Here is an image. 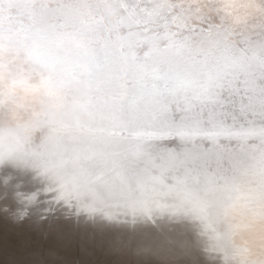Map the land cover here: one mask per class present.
I'll list each match as a JSON object with an SVG mask.
<instances>
[{
	"label": "water",
	"instance_id": "obj_1",
	"mask_svg": "<svg viewBox=\"0 0 264 264\" xmlns=\"http://www.w3.org/2000/svg\"><path fill=\"white\" fill-rule=\"evenodd\" d=\"M39 1L42 4L39 8L49 4L46 0ZM57 1L61 2V0H55L54 3ZM72 1L81 7L79 10L83 11V14L79 16L78 13H70L68 16L73 14L78 16V18L67 17L70 26L63 24L61 19L58 20L57 25L60 28H73L71 30L72 34H59L60 38H57L59 41H64L68 38L66 36H73L74 33L76 36L74 37L79 38L80 41L88 40L84 36L85 29L76 25L78 19L80 22L92 20L90 24H96V28L100 30L101 24L106 27L109 23L116 22L119 16H125L127 19L136 16L137 21L142 19L140 29L142 28L143 33L148 34L149 37L146 40L145 38L141 39L142 37L138 38V35L141 36V34L133 35L132 39L139 46L136 47L139 48L138 54L126 48V45L123 46V51L125 53L132 52L133 55L131 56H135V61L140 62V66L136 64L128 65L125 53H122L123 59L121 58L118 66H116L114 59L109 60L114 64L113 66L107 62L108 66L97 65L98 61H104L102 58L98 59L100 54L114 57L111 52L113 48H108L102 42L83 47L77 45L76 41L68 44V47L71 46V48L86 53L88 56H92L91 54L96 52L94 59L98 69L95 70L107 74L108 80L104 82L99 80L92 72H84L83 66L89 62L87 59H85V63L74 64L73 67L68 63L64 65L69 72L71 69H75L79 76L83 75L85 77L80 79L79 82L78 79L72 78L61 77L60 79L57 73L53 71L35 70L36 67L48 66L49 60H45V53L42 52L43 47L38 46L35 49L37 57L36 60L32 57V62H29L28 55H26L25 61L23 54L21 56L22 60L32 63L36 67L31 69L29 66L32 65L25 64L22 69L28 67L27 71H31L28 73H35V75L33 77L23 75L21 79L16 77L18 80L12 82V84H7V88L3 84L0 85L2 88L7 89L13 97V102L9 103L10 106L4 105L7 112L18 116L23 120V124L30 123L28 127L32 133V142L40 144L50 130L58 129L63 122L66 123L59 118L50 124L44 123L43 125L41 122L50 121L52 118L56 119L58 114L62 115L59 116L60 118L65 117L69 122L72 120L69 115L71 113L72 117L78 118L79 123H81L80 121L84 123L80 126V131L74 133L79 138L83 133V135L90 138L91 143L98 140L105 144L104 149L100 148L102 150L111 151L115 145L120 144L127 147L131 152L134 151L132 145L136 142L123 139L128 135V132H121V122L125 119L126 113L130 109H134L138 114H144L141 119L137 120L134 130L141 133V140L144 146L149 148L150 153L148 157H142L135 164V167L138 170L148 168L149 176L155 177L159 181L156 183L149 180L144 191L149 195L156 196L157 199L165 196L166 193L169 194L168 198L177 194L183 196L184 193L177 190L169 193V188L176 182V179L184 180L188 185H191L194 180H198L199 186L204 187L208 178H216L213 175L216 165L213 164L211 169H203L201 162L204 157L199 155L200 152H208L213 160L230 158L236 172L228 171L225 175L229 177L235 175L237 179L235 181L219 180L217 187V191L225 197L231 196L233 198L225 200L224 205L228 211L227 220L229 225L231 218H237L245 226L253 224L250 218H255L256 226L264 229V217L257 212L252 213L255 211L246 207L248 202L240 203L243 200H250V194L243 197L241 193H238L239 191L244 193L248 191L260 192V188H258L260 187L258 185H261V163L258 147L260 143L259 130L256 129L252 133L256 137L255 140H246L242 135V131L248 132L247 129L208 127L201 129L196 126L195 112H183L184 114L180 116L190 117L188 123H191V126L188 124H175L171 128L164 127L163 121L173 118L168 114H172L171 109L175 105L170 103L173 99L172 94L168 90L159 89V87L169 85L173 81H183L180 80L182 76H176L178 74L176 70L181 71L184 68L186 70L199 69V64L205 62V59L207 60L209 56L214 61H216L217 55L220 56L221 54L228 61L235 60L236 56H231L228 53L235 51V53L242 54L247 44H257L261 36L264 35L262 24L264 20H257L254 22L255 26L250 25L248 21H246L248 23L246 27L233 26L227 23V20L221 19V16H225L222 10L228 13L229 10L224 6L221 9V5L218 6L214 3L215 0H194L193 7L195 4L197 7L191 9L183 0H141V2L138 0H96V3L100 2L96 6H94L93 0ZM33 2L34 0H29L28 4ZM245 4L244 2V6H246ZM197 11H199L198 14ZM189 13L192 14L194 22L190 21L186 24L184 21ZM162 17L164 19H161ZM144 18L147 19V22H144ZM158 19L161 23L167 20L168 26L166 28H169L168 30H171V27L178 30L177 28L181 26L183 31H177L181 33L179 36H169L168 31L162 33L157 30L154 32L153 29L155 28H150L147 23L149 20L154 22ZM206 22H211L210 27L206 25ZM120 25L126 30L130 27V23H121ZM210 28L212 29L211 34L209 33ZM117 31L120 34L124 32L121 29ZM161 33L162 36H156ZM216 33H219L222 37L218 45L214 43ZM192 34H194V38H198L197 40H203L199 47L192 45V41H189ZM174 37L176 38L174 39ZM184 39L188 40L187 46H192L175 51L174 49ZM114 41L116 44H119V42L125 43L121 36L118 37L119 42L115 39ZM103 51H106V53L103 54ZM197 52L199 54L205 52L209 54L200 57L196 54ZM149 55L153 58L149 60L150 62L159 63L160 61L164 64L162 67L155 66L161 70L152 68L150 65L152 63L147 59ZM249 55H251V52H249ZM165 63H169V65L166 66ZM229 70L236 69L230 68ZM253 70L248 69L246 71L251 72ZM161 71L169 76L176 74L174 79L163 80V85L154 86L157 91L147 89V85L158 82L151 75L161 74L162 76ZM201 71H209V69ZM256 74L259 75L258 71ZM23 82L35 83L37 86L25 85L22 84ZM131 85L135 86L131 89L132 93L129 89ZM86 88H91L90 91L92 92H84V90H87ZM24 89H26L25 96L18 99V94H22ZM148 93L149 95H147ZM128 96L132 97V103L136 106L128 103V100H130ZM24 100H27V102H24ZM107 103L111 107L104 109L102 105ZM166 104L167 109L165 110ZM97 109H101V113L105 115V117L103 116L105 120L101 121L106 126H98L100 123L93 127L88 126L93 125L90 118H95L93 113ZM45 110L49 114L45 113ZM175 119H179V117ZM32 121L36 124L39 123L38 126L31 125ZM108 131L120 132V135L111 137L108 136ZM168 131L172 135L162 138L161 133ZM184 131H190L193 134L188 142L181 144L175 133ZM206 132L218 133L219 135L206 137ZM166 150H174L177 155L169 157ZM101 166L103 167V161H101ZM225 167L227 168V163H225ZM99 184L107 193L118 195L111 199H105L99 205L102 211L93 215L88 213L77 215L73 209L64 205L57 206L53 214L43 221L32 218L21 224H14L6 216L0 215V264H176L177 261L182 262V264H199L198 258L201 257L208 262L207 264H232L230 260L225 261L223 252L209 255L207 251L209 247L217 244L215 237L219 234L208 232L207 235H201L200 229H193L190 226L193 223L191 221L167 224L163 229H156L151 225L144 226V223L131 224L129 222L130 217L124 215L125 205L119 195L126 194L129 191L127 171L107 172ZM233 185L238 190H234ZM139 191L137 189L133 195H138ZM236 197H239V199H236ZM256 198L258 199L256 201L258 204L257 211H261L260 197L256 196ZM7 202L13 203L11 198ZM229 204L234 206L229 208ZM110 216L114 218L109 219ZM172 235L182 238V254H175L165 247V245H171ZM162 239L164 241L161 244ZM198 250L203 252L195 254Z\"/></svg>",
	"mask_w": 264,
	"mask_h": 264
},
{
	"label": "snow or ice",
	"instance_id": "obj_2",
	"mask_svg": "<svg viewBox=\"0 0 264 264\" xmlns=\"http://www.w3.org/2000/svg\"><path fill=\"white\" fill-rule=\"evenodd\" d=\"M183 2L188 4L189 9L193 7L194 0H183ZM15 7H17L15 3L8 5L9 9ZM190 21L194 22L191 13L184 22L187 24ZM209 33H212L211 28ZM191 40L192 45L197 47L203 43V40H197L194 37H191ZM233 55L236 59L229 61V69L236 70H227L213 75L211 71L194 68L187 74V83L173 81L167 85V90L173 97L170 103L174 104L180 112H195L196 126L201 129L205 127L247 129L248 132L242 131L246 140H255L256 137L252 133L256 129L259 130L260 215L264 217V35L257 44H247L242 54L233 53ZM248 69L254 70L248 72L246 71ZM257 71L259 75L256 74ZM190 91L192 95H189ZM0 112L3 113L0 115V141L7 138L15 146L23 148L25 143L31 140V131L25 129L15 115L4 112L2 109ZM69 115L73 120L72 123H62L58 129L50 130L41 142L48 150L46 170L60 183L64 192L61 205L73 209L77 215L80 213L93 215L102 211L99 205L105 199L114 198L118 194L107 193L100 187L99 182L107 172L127 171L129 191L119 195L125 205L124 215L130 217L131 224L144 223L156 229H163L167 224L191 221L193 223L190 226L193 229H200L201 235H207L208 232L219 234L215 237L218 243L207 249L209 255L223 252L227 262L239 254L235 251L233 230L227 220V208L224 207L225 200L233 198L225 197L217 191L219 180L235 181L237 179L235 175L231 177L225 175L228 171L236 172L230 158L213 160L208 152H200L199 155L204 157L201 162L203 169H211L213 164L216 165L213 170L216 178H208L204 187L199 186L198 180L188 185L184 180L176 179L169 188V193L177 190L184 195L177 194L168 198L169 194L166 193L165 196L157 199L156 196L144 191V188L149 180L156 183L159 181L149 176L148 168L138 170L135 167L142 157H148L150 154L149 148H146L141 140V133L134 130L142 114L130 109L121 122V132H128L123 139L136 142L132 145L134 151L131 152L120 144L115 145L111 151H105L91 142L85 143L74 134L80 131L78 118L72 117L71 113ZM174 123L183 124V118L180 120L170 118L165 121V127L171 128ZM3 129L7 131H2ZM107 134L115 137L119 136L120 132L108 131ZM192 134L190 131L175 133L181 144L188 142ZM169 135H172L170 131L161 133L162 138ZM215 135L219 134L205 133L206 137ZM166 151L169 157L177 155L174 150ZM101 161H103V167ZM233 187L234 190H238L235 185ZM137 189L140 190L139 194L133 195ZM233 206V204L228 205L229 208ZM113 218L109 217V219ZM171 239V245H165V247L175 254H182V238L172 235ZM176 264H182V262L177 261Z\"/></svg>",
	"mask_w": 264,
	"mask_h": 264
},
{
	"label": "bare ground",
	"instance_id": "obj_3",
	"mask_svg": "<svg viewBox=\"0 0 264 264\" xmlns=\"http://www.w3.org/2000/svg\"><path fill=\"white\" fill-rule=\"evenodd\" d=\"M54 1L55 0H46V2H48L49 4H46L44 5V7L39 8V6L42 5L40 3L41 1L39 0H34L32 4H28L29 0H0V84H3L4 87L7 88V84H12V82H15L16 80L21 79L23 75L28 76V77H33L35 75V73H28V72H31L30 70L27 71L28 67H25L22 69V66L25 64L32 65V66H29V68L31 67V69H35L36 66H34L32 63L30 64L28 62H24L21 56L24 54L23 57L25 61H26V55L29 56L28 57L29 62H32V57L34 60H36L37 56L35 53V49L38 46L43 47L42 52L45 53L44 55L45 60H49V63H48V66L43 67V68L36 67L35 70L53 71L57 73L60 79L61 77L62 78H72L75 80L78 79L77 81L80 82V79H84L85 77H83V75L79 76L76 73L75 69H71V71L69 72L68 68L66 69L64 65L65 63H68L71 67H73L74 64L85 63L86 62L85 59H87L89 62L83 66L84 72L86 73L92 72V74L96 75L99 78V80L104 82L105 80H108L107 74H102L100 70H95V69H98V67H96V64H95L96 61L94 59L96 52L91 54L92 56H88L86 53H82L79 50H75L71 48V46L68 47V44L75 43L76 41L77 45H81L83 47V46H88L90 44L94 45V43L97 44L99 42L105 43L106 44L105 46H107L108 48L110 47L113 48L111 52L114 57H110V55L104 56L100 54L98 55V59L100 60L102 58L104 61H98L97 65L108 66L107 63H109L111 66H113L114 64L109 62V60L114 59L116 62V66H118L121 62V58L123 57L122 53H125L123 51L124 45H126V48L130 49L132 52H135L137 54L139 53V48H136L139 46L136 45L134 40L132 39L134 34H141V36L138 35L139 39L142 37L141 39L145 38L147 40V37H149L148 34L143 33L142 28L140 29V25H142L141 24L142 19L138 20L139 21L138 22L136 16H132L131 19L130 18L127 19L125 16H119L116 19V22L114 21V23H109V25L106 26L107 28L103 24H101L100 30L102 31L96 28V24H90L92 20L89 22H80V20L78 19L76 20V25L81 28L83 27L85 29L86 32L84 33V36L88 40L87 41L85 40L84 42L80 41L79 38H75L76 36L74 33L73 36H70V35L66 36L68 38L64 39V41H59L57 39V38H60V36H58L59 34H64V33L72 34L71 30H73V28L71 27H67V28L61 27L60 28V26L57 25V22H59L58 20L61 19L63 24L65 25L67 24V26H70L69 18L67 17L78 18V16L74 14L71 16H68V15H70V13H78V15L81 16L83 14V11L79 10L81 9V7L77 6L76 5L77 3L74 4L72 0H61V2L57 1L55 3ZM138 1L141 2V0H138ZM93 2L95 3L94 6H96L97 4H100V2L96 3V0H93ZM244 2L246 3L245 5L247 7L244 6ZM10 3H15L17 7L9 9L8 5ZM214 3L218 6L221 5L220 6L221 9L226 7L227 10H229V13L222 10V13H224L225 16L223 17L221 16V19L227 20V23H230L233 26L246 27L248 23H250V25L255 26L254 22H256L257 20H264V12H262L264 11V0H215ZM79 4L81 5V3ZM127 4H129V2H127ZM68 5H71V6H68ZM103 5L107 6L106 4H103ZM127 6L130 7L129 5ZM196 7L197 5L195 4L193 8H196ZM202 16L205 17L204 15ZM144 19H145L144 22H147V19L146 18ZM246 21H248V23ZM121 23H130V27L126 30L124 27H122V25H120ZM262 24L264 26V22ZM147 25L150 26V28H155L153 29L154 32L157 30L162 33L168 31L167 34L169 36H172V35L179 36L181 33H178V32L182 30L181 26L177 28L178 30L172 27H171V30H168L169 28H166L168 26L167 20L162 23L159 21V19L154 20V22L153 20H149ZM206 25L210 27L211 22H206ZM119 29L123 30L124 32L120 34L117 31ZM162 33L156 36H162ZM119 36H121L125 40V43L118 41ZM193 36L194 34H192L191 37ZM191 37L189 38V41H192ZM175 38L176 37H174V39ZM114 39L117 40L119 44H116ZM185 41H187L188 43V40L184 39V41H182V43H180V45H178V47L175 48L174 50L177 51L178 49L189 47L187 46V44H185ZM204 44L206 45V42ZM84 48H87V47H84ZM103 52H104L103 54L106 53V51H103ZM132 52L125 53L128 59V65L136 64L137 66H140L139 65L140 62L135 61L136 60L135 56H131L133 55ZM233 53H235V51L229 52L228 54L232 56ZM196 54H195V57H196ZM205 54H209V53L205 52V53L199 54V56L202 57ZM218 56L219 55H217V57ZM210 57L211 56H209L207 60L205 59V62H202L199 64L200 70L210 69V67L214 65L215 61L214 59H210ZM147 59L149 61L153 58L150 57L149 55ZM150 63H152L150 65L152 66V68H154V70H161L155 66L162 67V65H164L160 61L159 63L155 61L150 62ZM165 65L168 66L169 63H165ZM176 71L178 73V74L175 73L176 76H182L180 80H183V81H179V82L187 83V74L191 72L192 70H186V68H184L181 71L179 70H176ZM161 73H162V76L161 74L151 75V77L154 78V80L158 82L147 85L146 87L147 89L157 91L155 90L154 86H161L163 85V80L168 81L170 80V78L174 79L175 77V74H172L171 76H169V75H166L162 71ZM129 76L131 77V75ZM44 80L46 81V79ZM22 84L30 85V86H37V84L30 83V82H23ZM167 85H164L163 87H159V89L167 90ZM134 87L135 86L131 85V87L129 88L130 93L133 92L131 91V89H133ZM86 89L87 90H84V92L86 93L92 92L90 91L92 90L91 88L90 89L86 88ZM25 91L26 89L23 90L22 94L19 93L18 94L19 96H17V98L19 99V97H24ZM147 95H149V93ZM128 98H130V100H128V103L131 105H135L134 103H132V100H131L132 97L128 96ZM12 102H13V97L11 96V94L7 91V89L2 88L0 85V109H2L4 112H7V109L4 105L10 106L9 103H12ZM24 102H27V100H24ZM102 107L106 109L111 106L108 105L107 103V104H103ZM171 111H172V114L171 115L168 114V116H172L175 118L179 117V119H176V120H180L181 118H183V124H186V125L188 124L189 126L192 125L191 123H188L190 117H186V118L180 117L184 113L179 112L176 106L173 107ZM44 112L49 114V112L46 110ZM2 114L3 113L0 112V115ZM93 114L95 118L93 117L90 118V120L93 122L92 123L93 125H88V126L93 127V126H96L98 123H100V125L98 126H106V124L101 121V120H105L103 119V116L105 117V115L101 113V109H97L96 112H94ZM139 114H142V113H139ZM59 116H62V115L58 114L56 116V119L52 118L50 119V121L47 120V121L41 122V124L43 125L44 123L50 124L51 122H55L54 120H57L58 118L60 120L65 121L66 123L73 122V120L68 122V120L65 117L60 118ZM142 116H144V114H142ZM16 117L19 118L18 116ZM80 122L81 123H79V125L82 126L84 123L82 121ZM20 123L25 129L27 128L28 130H30V128L28 127L30 125L29 122L23 124V120L20 119ZM38 124L39 123L36 124L34 121L31 122V125L33 126L34 125L38 126ZM175 124L178 125L180 123H174L172 124V126ZM88 126L86 127L88 128ZM163 126L165 127L164 121H163ZM80 139H82L85 143L90 142V138L87 135H83V133L82 135H80ZM93 144L99 149L105 148V144L99 142L98 140H94ZM238 193H241L243 197H245V195L250 194V200H243L240 203L243 204V203L248 202L246 207L255 211L252 213L257 212L258 214H260V211H257L258 204L256 203V201L258 200L256 196L260 197L259 192L248 191L247 193L246 192L244 193L242 191H239ZM250 219L253 221V224H249L247 226H245L244 223H242L237 218L230 219L229 226L233 230L232 239L235 242V251L239 253L235 255L233 259H230V262L232 264H264V229L256 226L255 218H250ZM146 225L148 224H144V226ZM163 241H164L163 239L160 241L161 244L163 243ZM201 252L203 251L198 250L197 252H195V254L201 253ZM198 260H199V264L208 263L203 259V257L198 258Z\"/></svg>",
	"mask_w": 264,
	"mask_h": 264
},
{
	"label": "clouds",
	"instance_id": "obj_4",
	"mask_svg": "<svg viewBox=\"0 0 264 264\" xmlns=\"http://www.w3.org/2000/svg\"><path fill=\"white\" fill-rule=\"evenodd\" d=\"M221 40L220 35L214 36L217 45ZM229 67L228 59L221 54L209 71L215 75L229 70ZM48 158V150L42 143L34 144L29 140L20 148L7 138L0 141V215L14 224L32 218L43 221L61 205L64 192L60 183L46 170ZM9 198L13 203L7 202Z\"/></svg>",
	"mask_w": 264,
	"mask_h": 264
}]
</instances>
